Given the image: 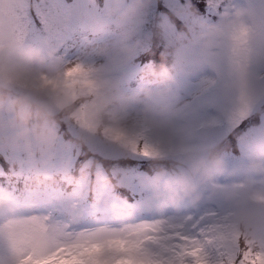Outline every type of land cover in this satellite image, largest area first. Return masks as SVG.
Wrapping results in <instances>:
<instances>
[{
	"label": "rangeland",
	"instance_id": "obj_1",
	"mask_svg": "<svg viewBox=\"0 0 264 264\" xmlns=\"http://www.w3.org/2000/svg\"><path fill=\"white\" fill-rule=\"evenodd\" d=\"M189 1L197 0H149L143 23L136 30V35L145 40L144 47L130 62L121 65L118 69L100 74L101 79L112 80L120 77L119 92L124 96L143 95L148 90L167 89L168 94L163 102L180 108L187 105L179 118L194 123L198 138L203 137L213 143L223 159V171L214 176L213 183L242 187L248 180L242 179L239 182L233 180L251 174L258 177L257 187L264 186V173L252 167V162L257 159L252 158L249 161L247 158L248 153H257L255 149H264V100L247 110H240L233 104L225 102L221 85L223 79L229 75L231 62L224 40L218 41L214 48L224 68L221 78H217L207 64L194 68L189 61L182 68L175 67L170 46L176 42L177 46L186 43L201 25H218L224 17L230 16L240 7H259L264 5V0H204V7L208 8L202 15L189 10ZM3 2L7 7H0V15L6 14L14 23L18 42L22 46L38 50L46 63L61 62L66 65L80 63L97 68L104 63V59L92 54L93 49L108 44L119 36L121 29L115 24V18L129 7L132 0L100 2L97 0H3ZM18 3L23 5L21 15L16 11ZM163 6L168 8L172 18L175 16L182 22L179 28L176 23L173 24L168 19L167 15L159 12ZM32 10L33 14H31ZM185 26L188 28L183 30ZM250 27L254 32H264V17ZM77 33H87L91 36H96L97 33L103 34L97 38L85 36L79 39L72 38L74 35H79ZM164 43L169 47V52L164 54V58L171 60L170 66L172 65L173 69L171 79L132 85L131 80H144V73L149 71L147 67L153 66L151 63L135 61L136 57L152 52L153 49V54L156 53L157 57H160L163 55L160 51ZM239 59L246 64L250 72L264 80V51L245 45L242 47ZM166 63L161 65L165 66ZM164 66L163 68H168ZM169 71L172 73L171 70ZM77 132V125L62 122L57 129L55 155L50 159L46 158L42 167L38 169L25 162L18 154L0 153V175L9 174L10 180L13 176L32 177L42 172L51 177L59 173L72 186L68 192L56 186L29 188L21 191L24 194L18 196L16 193L19 188L12 181L11 189L5 190L13 197V210L0 217V223L8 217L18 219L36 217L43 219L49 229L66 236L90 234L101 230L118 231L157 222H163L166 226L182 225L190 232L197 225L204 227L225 216L234 207L232 202L225 201L219 194H213L211 184L200 186L201 198L195 204L185 199L178 205L168 204L159 207V202L152 196L153 187L151 189L147 185L152 176L134 169L136 166H141L144 161L152 159L151 157L139 153L122 155L95 139L88 145L77 148L71 143ZM93 160L112 163L139 162L124 166L118 171L113 170L110 174L107 172L119 187L131 189L132 203L123 201L114 194L112 191L114 187L106 180V173L103 167H100L102 165L97 163L96 167L93 166ZM260 161L264 162V155L261 156ZM3 164H7L8 172L4 170ZM76 172L79 173V177L75 180ZM171 174L172 172H169L164 179ZM260 175H262L261 180ZM100 179L105 181V188L104 195L97 202L95 184ZM162 185L163 179L160 181V186ZM90 189L93 191V203L86 202V197L90 196ZM145 189H147L146 193L143 192ZM121 203L134 208L130 217L137 215L140 210L162 215L154 219L141 218L134 222L130 219L119 222L107 219L109 217L105 216H122L115 214L111 207L113 204ZM97 213H102L103 217L77 225L78 222ZM7 254L6 247L0 245V256Z\"/></svg>",
	"mask_w": 264,
	"mask_h": 264
},
{
	"label": "clouds",
	"instance_id": "obj_2",
	"mask_svg": "<svg viewBox=\"0 0 264 264\" xmlns=\"http://www.w3.org/2000/svg\"><path fill=\"white\" fill-rule=\"evenodd\" d=\"M148 3L149 0H132L116 16L115 24L121 29L119 36L93 49L92 54L103 58L104 63L97 68L84 65L91 70L94 87H78L72 95L62 82L64 73L76 63H46L38 50L18 42L16 26L6 14L0 15V153L18 154L38 169L46 158L55 155L57 129L62 122L77 125V135L71 141L77 148L95 139L122 155H129L134 153L133 143L147 142L155 153L150 156L155 168L150 183L159 207L178 205L185 199L195 204L201 198L200 186L211 184L213 194L234 205L223 216L226 222L256 244L264 245V186L257 187L251 181H245L242 187L213 183L214 176L223 171V159L213 143L198 138L194 123L179 118L187 105L180 108L163 102L167 89L124 96L119 92L120 77L101 79L100 74L130 62L144 47L145 40L136 35V30L143 23ZM0 7H7L3 0ZM262 17L264 5L245 6L224 17L218 25H201L186 43L172 49L174 66L182 68L189 61L194 68L207 64L217 78L223 77L221 58L214 48L218 41L224 40L231 62L229 75L221 85L224 99L240 110H247L264 100V80L250 72L239 56L245 45L264 51V32H254L250 27ZM241 34L242 41L238 39ZM153 74L171 79L168 69ZM45 78L57 81L58 86L45 84ZM164 162L174 169L167 179ZM252 167L264 173V162L254 160ZM50 179L41 172L36 183ZM104 188L105 181L97 180V202L104 195ZM13 204L12 195L0 189V217L12 212ZM111 207L117 215H131L132 209L126 203ZM22 220L8 217L0 226ZM30 245L37 251L49 250L48 241L38 233L31 236ZM15 260L14 255L4 256V264H15Z\"/></svg>",
	"mask_w": 264,
	"mask_h": 264
},
{
	"label": "snow or ice",
	"instance_id": "obj_3",
	"mask_svg": "<svg viewBox=\"0 0 264 264\" xmlns=\"http://www.w3.org/2000/svg\"><path fill=\"white\" fill-rule=\"evenodd\" d=\"M16 11L21 15L23 5L18 3ZM238 39L242 41L243 34ZM44 83L58 86L47 78ZM62 85L69 95L78 87L93 88L91 70L76 63L64 73ZM132 150L145 157L155 154L147 142L133 143ZM37 233L48 241V251L31 247L30 238ZM0 245L16 257L15 264H264V245L236 231L224 217L190 232L182 225L157 222L75 236L32 217L0 226Z\"/></svg>",
	"mask_w": 264,
	"mask_h": 264
},
{
	"label": "trees",
	"instance_id": "obj_4",
	"mask_svg": "<svg viewBox=\"0 0 264 264\" xmlns=\"http://www.w3.org/2000/svg\"><path fill=\"white\" fill-rule=\"evenodd\" d=\"M204 3V0H197V1H193L192 2V4L193 5H191V9H196V8H198L201 4H203ZM164 11L163 13H164V15H167V16H169L170 17V20L171 21H173V19H171L172 18V16L170 15V12H169V10L165 7V6H163V7H161L160 9H159V11ZM166 12V13H165ZM153 52H154V49H153V51L152 52H146L145 54H141V55H143V57H144V59H148L149 61H151L152 62V64L155 66V67H157V66H160L161 64H162V61H163V58L161 57V56H163V55H161L160 57H157V54L156 53H154L153 54ZM160 52H162V50L160 51ZM65 136H67V135H65ZM68 138H70L69 136H67ZM94 164H92L93 166H95L96 167V165H97V163H100L102 166H106L108 163L107 162H105V161H92ZM92 165H91V167H92ZM90 167V168H91ZM78 173V172H77Z\"/></svg>",
	"mask_w": 264,
	"mask_h": 264
}]
</instances>
